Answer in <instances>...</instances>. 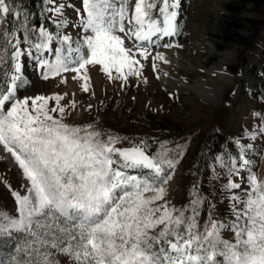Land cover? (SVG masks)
<instances>
[{
    "label": "snow or ice",
    "instance_id": "snow-or-ice-1",
    "mask_svg": "<svg viewBox=\"0 0 264 264\" xmlns=\"http://www.w3.org/2000/svg\"><path fill=\"white\" fill-rule=\"evenodd\" d=\"M43 3L53 5L46 10L54 13L57 29L68 26L63 15L68 5ZM81 3L77 14L82 37L29 28L27 16L18 27L0 32V146L27 181V194L13 192L16 213L0 209V238L15 241L7 264H61V257L69 264H264V181L255 173L247 176L244 196L233 192L230 197L234 219L224 222L210 212L201 225L199 206L204 201L199 196L187 216L157 203L165 199L163 185L175 167L167 154L151 157L141 145L121 149L115 147L119 137L104 140L99 132L69 126L51 114H64L61 95L18 96L27 83L22 57L34 56L45 80L96 65L110 79L127 81L142 74L137 55L148 60L149 45L179 33L180 0H135L131 11L129 0ZM19 15L11 0H0V22ZM21 31L22 39L17 35ZM126 39L133 41L135 51L125 46ZM54 40L61 45L55 59H43ZM152 58L164 60L159 53ZM49 100L57 107L48 108ZM239 161V166L235 159L229 166L221 159V167L230 177L248 168L243 147ZM125 169H146L150 175H129ZM225 188L236 190L241 184L229 179ZM149 192L151 196L144 195ZM224 232L232 239H225Z\"/></svg>",
    "mask_w": 264,
    "mask_h": 264
},
{
    "label": "rangeland",
    "instance_id": "rangeland-1",
    "mask_svg": "<svg viewBox=\"0 0 264 264\" xmlns=\"http://www.w3.org/2000/svg\"><path fill=\"white\" fill-rule=\"evenodd\" d=\"M229 1L180 0L179 33L166 38L165 42L160 39L158 47L149 45L151 57L148 60L137 55L143 64L142 74L129 76L127 81L110 79L101 66L96 65H87L79 74L65 72L45 80L34 56L22 57L20 62L27 83L19 89L18 96L61 95L60 106L65 108L64 114H51L69 126L99 132L104 140L110 136L119 137L115 147L121 149L141 145L151 157L167 154L175 167L168 170L171 179L163 185L165 199L157 203L184 210L187 216L191 214L192 201L199 196L204 201L199 206L201 225L208 220L210 212L214 219L230 222L234 219L230 197L233 192L244 196L249 172L264 181V20L261 7L248 4L240 15L241 30L237 39L219 50L223 42L218 38V29ZM58 2L68 5L66 8L70 13L64 16L68 26L59 29L60 35L76 39L79 33L82 37L83 31L78 27L81 17L77 14V9L82 10L81 0ZM133 4L134 0H129L130 11ZM49 7L53 5H45V9ZM15 10L20 13L15 16L17 27L27 16V26L37 28L30 13L18 7ZM46 12L54 23V15ZM154 16L162 22L158 12H154ZM5 27L6 20L0 22V32ZM17 35L23 38L22 31ZM164 44L172 46L163 47ZM187 44L199 47V50L186 48ZM60 46L59 41L54 40L50 45L52 51L45 52L42 58L53 61L55 50ZM125 46L135 51L132 40L126 39ZM22 48L27 49L28 45L22 44ZM158 49L173 50L176 76L184 78L189 90L168 92L165 83L160 82L152 66L155 61L152 57ZM222 54L229 61L223 68ZM211 67L226 70L227 79L220 80L215 73H209ZM124 71L126 73L127 68ZM111 72L113 77L118 76L115 68ZM242 75L244 79L240 80ZM73 76L77 78L73 79ZM199 79L220 81L224 87L220 98L209 101L201 97L192 88ZM85 84L88 91H84ZM47 107H57L56 101L49 100ZM242 147L251 164L230 177L228 169L221 167V159L229 166L235 159L239 166ZM125 171L139 177L150 175L146 169ZM229 179L241 184V188L227 190L225 185ZM26 184L15 159L0 146V209L15 214L17 205L13 192L27 194ZM144 195L151 196L152 193ZM223 236L232 239L228 232ZM9 259L10 256L5 264ZM60 259L61 264H69L66 258Z\"/></svg>",
    "mask_w": 264,
    "mask_h": 264
},
{
    "label": "trees",
    "instance_id": "trees-1",
    "mask_svg": "<svg viewBox=\"0 0 264 264\" xmlns=\"http://www.w3.org/2000/svg\"><path fill=\"white\" fill-rule=\"evenodd\" d=\"M15 7L30 13L33 16L32 23L38 27H46L54 35L59 32L56 25L49 19L43 0H11ZM256 4L261 7L260 12L264 20V0H230L226 4V15L221 21L218 29V38L223 42L219 50H223L227 44L235 41L238 31L241 30L239 24L240 15L248 4ZM15 16L6 19L5 29L11 30L17 27ZM15 241L10 238H0V264H5L6 260L13 254Z\"/></svg>",
    "mask_w": 264,
    "mask_h": 264
},
{
    "label": "bare ground",
    "instance_id": "bare-ground-1",
    "mask_svg": "<svg viewBox=\"0 0 264 264\" xmlns=\"http://www.w3.org/2000/svg\"><path fill=\"white\" fill-rule=\"evenodd\" d=\"M135 2V0H134ZM64 4V3H61ZM73 9V8H72ZM54 15V13H52ZM68 14V9L65 7L63 10V15L67 16ZM169 38V37H164L163 38V42H165V39ZM172 38V36H171ZM162 42V43H163ZM159 44L157 43L155 45V47H158ZM186 48H192V49H197L199 50L196 46L195 47H191L190 45H186ZM159 53L164 57V60H155L154 64L156 65L155 67V73L157 74L158 77H160V82H162L165 85V88L168 90V92H173L176 90H189V87L187 85L184 84L185 80L182 77H178V75L176 76V69L177 67L175 66V63L172 59L173 57V50L171 49H158L157 52L155 53V55ZM195 54H197V52H194ZM225 54H222L221 56H224ZM256 57H260L259 54H255ZM167 61V62H165ZM229 64V61L227 59V57H223L222 61H221V66L222 68L226 65ZM222 68L219 67H211L209 68V73H215L217 75V77L222 80V79H227L228 77V73L226 70H223ZM222 69V70H221ZM38 70L43 71L40 67L38 68ZM39 71V72H40ZM178 72V71H177ZM244 79V75H242L240 77V80ZM220 81L218 80H214V79H199L197 80L193 85L192 88L195 89L197 91V93L205 98L208 99L209 101H211V99L215 98L216 99L222 94V91L224 89L223 86H221L219 84ZM161 83V84H162ZM215 101V100H214ZM216 102V101H215Z\"/></svg>",
    "mask_w": 264,
    "mask_h": 264
}]
</instances>
